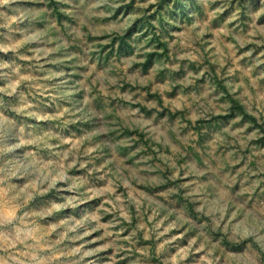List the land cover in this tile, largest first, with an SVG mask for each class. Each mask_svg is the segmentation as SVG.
<instances>
[{
  "label": "clouds",
  "instance_id": "clouds-1",
  "mask_svg": "<svg viewBox=\"0 0 264 264\" xmlns=\"http://www.w3.org/2000/svg\"><path fill=\"white\" fill-rule=\"evenodd\" d=\"M0 264H264V0H0Z\"/></svg>",
  "mask_w": 264,
  "mask_h": 264
}]
</instances>
